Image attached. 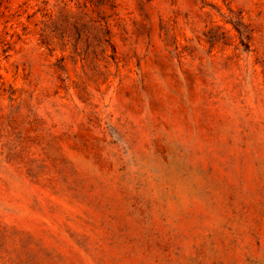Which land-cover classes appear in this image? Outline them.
<instances>
[{"label": "rangeland", "instance_id": "1", "mask_svg": "<svg viewBox=\"0 0 264 264\" xmlns=\"http://www.w3.org/2000/svg\"><path fill=\"white\" fill-rule=\"evenodd\" d=\"M0 264H264V0H0Z\"/></svg>", "mask_w": 264, "mask_h": 264}]
</instances>
